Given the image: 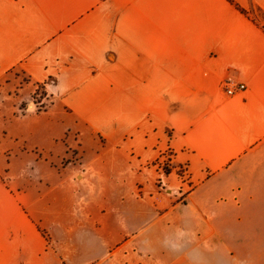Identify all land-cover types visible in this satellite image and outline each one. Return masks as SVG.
<instances>
[{
  "label": "crops",
  "instance_id": "crops-1",
  "mask_svg": "<svg viewBox=\"0 0 264 264\" xmlns=\"http://www.w3.org/2000/svg\"><path fill=\"white\" fill-rule=\"evenodd\" d=\"M252 8L264 0H0V78L45 86L40 126L86 133L4 155L0 264H264Z\"/></svg>",
  "mask_w": 264,
  "mask_h": 264
},
{
  "label": "rangeland",
  "instance_id": "rangeland-1",
  "mask_svg": "<svg viewBox=\"0 0 264 264\" xmlns=\"http://www.w3.org/2000/svg\"><path fill=\"white\" fill-rule=\"evenodd\" d=\"M250 11L256 20L264 23L263 14L255 8H252ZM50 100L51 97L48 95L45 86L32 82L30 78L18 68L10 70L0 78L1 170L6 168L4 165V155H8L12 152L17 154L20 149H23L27 150L23 154L24 156L27 155L28 158V154L30 152L34 153L37 149L36 147L39 146V144L36 143L41 135H75V140L78 139L79 136L83 138V135H86L84 127L77 123H74V126L71 127L59 126L54 128L51 126H40L43 120H47L52 116L50 111ZM55 115L60 117L59 114L55 113ZM26 141L28 142L26 143ZM80 145H82V149L84 150H92L91 145L87 142ZM74 146H77L76 142H74ZM170 159L169 152L158 157V160L161 161L159 163L160 166L161 164L164 165V170H170ZM24 161H31V159H17L14 167H22ZM63 162H65V160L61 163Z\"/></svg>",
  "mask_w": 264,
  "mask_h": 264
},
{
  "label": "built area",
  "instance_id": "built-area-1",
  "mask_svg": "<svg viewBox=\"0 0 264 264\" xmlns=\"http://www.w3.org/2000/svg\"><path fill=\"white\" fill-rule=\"evenodd\" d=\"M222 87L227 94L233 95L235 93L245 90L246 85L242 82L225 81Z\"/></svg>",
  "mask_w": 264,
  "mask_h": 264
}]
</instances>
